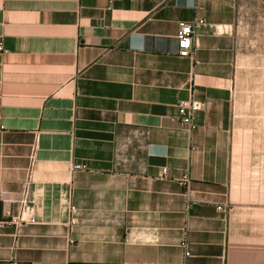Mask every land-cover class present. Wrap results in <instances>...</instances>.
Wrapping results in <instances>:
<instances>
[{
  "label": "crops",
  "instance_id": "1",
  "mask_svg": "<svg viewBox=\"0 0 264 264\" xmlns=\"http://www.w3.org/2000/svg\"><path fill=\"white\" fill-rule=\"evenodd\" d=\"M249 1L0 0V264H264Z\"/></svg>",
  "mask_w": 264,
  "mask_h": 264
},
{
  "label": "built area",
  "instance_id": "2",
  "mask_svg": "<svg viewBox=\"0 0 264 264\" xmlns=\"http://www.w3.org/2000/svg\"><path fill=\"white\" fill-rule=\"evenodd\" d=\"M203 24V21L197 20L193 24L181 21L179 23L178 31V48L180 56H190L193 50V41L198 35V27ZM5 51L3 43L0 41V52ZM202 102L200 100L190 98L183 99L178 104L179 118L180 120L190 127L191 129L195 128L194 116L197 111L201 110ZM75 169L85 168L84 164H76ZM190 176L186 174L182 179V184L189 187ZM219 210L224 211V206L219 205L217 207ZM33 221V219L31 220Z\"/></svg>",
  "mask_w": 264,
  "mask_h": 264
},
{
  "label": "rangeland",
  "instance_id": "3",
  "mask_svg": "<svg viewBox=\"0 0 264 264\" xmlns=\"http://www.w3.org/2000/svg\"><path fill=\"white\" fill-rule=\"evenodd\" d=\"M249 2L248 4L256 6L254 0ZM245 3L247 2L245 1ZM242 27L245 37L255 40V47L258 48L257 50L264 53V6L261 5L259 9L254 8L251 11H245ZM257 84L261 87L264 86V82H257Z\"/></svg>",
  "mask_w": 264,
  "mask_h": 264
}]
</instances>
